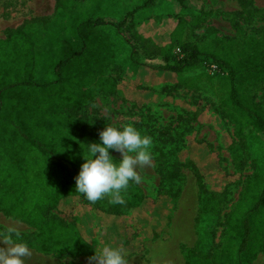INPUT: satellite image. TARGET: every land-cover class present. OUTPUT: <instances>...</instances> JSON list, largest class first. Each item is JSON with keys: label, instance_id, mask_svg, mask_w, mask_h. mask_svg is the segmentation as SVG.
<instances>
[{"label": "rangeland", "instance_id": "obj_1", "mask_svg": "<svg viewBox=\"0 0 264 264\" xmlns=\"http://www.w3.org/2000/svg\"><path fill=\"white\" fill-rule=\"evenodd\" d=\"M96 19L106 23L92 29L80 26ZM17 27H22L29 41L20 43L17 34L6 42L9 31ZM135 30L169 48L165 52L168 64L180 63L185 56L182 43L194 44L200 51L197 63L172 78L147 72L143 63L158 57L134 39ZM0 42L9 48L0 55V64L6 69L0 81L8 83L19 74L37 85L32 86L36 94L27 84L11 90V106L16 104L18 110L39 107L34 113L39 117L43 113L41 121L53 124L60 132H69L71 116L85 121L87 128L97 122L104 128L132 123L152 138V166L141 170L139 183L150 203L135 214L118 218L125 244L137 241L136 246L128 245L131 253L126 264H185L183 247L213 253L222 246L226 218L246 180L255 169L264 174V132L242 113L230 114L223 104L229 84L223 61L241 70L256 58L257 49L264 45V0H188L184 4L177 0H0ZM70 48L84 50V56L64 70L66 75L59 76L55 66ZM150 50L155 52L156 48ZM89 65L98 69L94 82L83 81ZM105 76L115 82L122 97L96 88ZM83 83H90L87 97L92 95V101L69 108V98L81 96ZM235 86L244 102L254 103L264 113V73L244 75ZM88 136L94 138L96 131H89ZM68 137L64 134L57 140L69 144ZM231 142L234 147L229 149ZM110 152L114 159H121L119 152ZM235 159L240 160V172L235 170ZM170 171L176 177L165 180ZM202 180L213 189L228 184L213 206L216 213L201 211L207 199L199 188ZM164 188H173L178 196L172 202L161 197ZM183 202L192 212L197 208L195 220L188 219L187 234H183V227L179 234L173 224L176 209ZM100 203L80 196L69 198L50 207L43 220L66 227L78 225L84 231L88 219L95 236L102 238L111 217L102 212ZM168 207L173 208L172 225H165L166 217H160ZM154 223L162 226L164 237L146 240ZM138 227L144 230L142 237ZM4 241L27 244L30 255L24 258L25 264H97L87 255L43 252L36 228L0 211V248L9 246ZM252 264H264V251Z\"/></svg>", "mask_w": 264, "mask_h": 264}, {"label": "trees", "instance_id": "obj_2", "mask_svg": "<svg viewBox=\"0 0 264 264\" xmlns=\"http://www.w3.org/2000/svg\"><path fill=\"white\" fill-rule=\"evenodd\" d=\"M177 1L184 4L188 0ZM105 23L102 19L86 20L80 26L92 29ZM133 26L137 28L138 24ZM21 30L22 27H17V29L9 31L6 42L17 34L21 37L20 43L22 40L29 41V37ZM133 37L136 41L141 42L146 50L158 57L143 63L147 72L152 70L157 76L165 74L166 78H172V75L181 74L185 68L194 66L198 61L200 51L192 43L181 44V51L185 56L180 58V63L168 64L165 53L166 50H169L168 47L158 46L138 30H135ZM83 42L86 44L85 39ZM7 46L0 45V55L9 51ZM152 48H156L155 52L150 50ZM84 53V50L77 52L67 49L56 64L55 73L59 76L66 75L65 72L74 62L81 59ZM212 58L218 60L215 56ZM223 63L229 72L228 95L223 104L228 107L230 114L242 113L246 119L264 132V113L259 111L254 103L244 102L240 97L239 87L235 86V82H242L244 75H262L264 73V45L257 49L253 62L241 70L225 61ZM97 70L89 65L84 72L87 78L83 81L94 82L92 77ZM5 71L6 69H3L0 64V78L4 77ZM20 76L18 74L8 83L0 81V211L6 216L36 228L42 242L41 249L45 253L61 255L73 253L91 257L95 255V251L100 252L107 246H113L119 248L126 258L131 253L127 250L128 245L136 246L137 241L125 244L124 234L121 232L123 225L120 226L118 218L124 214H135L138 210L148 207L150 202L143 194L139 184L130 182L127 190L122 193L125 201L122 205L110 203L111 198L108 196L97 201L101 202L102 212L111 217L105 225L102 238L95 236L93 226L88 219L84 222V231H81L78 225L66 227L53 221L43 220L44 213L50 207H56L61 201L65 202L69 198L84 197L83 194L75 190V177L84 162L83 155H88V143L99 141V133L104 128V124L97 122L91 128H87L85 121L69 116V132H60L58 127L53 124L41 121L45 117L43 113L40 117L34 113L33 109L39 107L31 106L18 110L15 108L16 104H12L15 105L14 107L8 103L12 97L11 90L18 85L27 84L30 87V92L36 94V89L32 86H37L25 79L26 75ZM70 78L71 74H69ZM88 84L90 83L81 85V96L71 100L69 98V108H80L92 101V95L87 97L89 94ZM96 88L105 93L122 97L119 87H116L115 82L107 76L96 85ZM5 95L8 96V99L5 98ZM25 109H28L27 112L21 114L20 111ZM89 122L93 123L94 121L90 120ZM92 130L96 131V136L89 138L88 132ZM64 134L69 136V144L57 140V138H63ZM233 147V142L227 146L229 149ZM239 161L235 159L236 172L241 170ZM174 177L176 174L170 171L165 176V180H172ZM227 187L228 184L225 183L220 189H213L207 180L200 181V191L207 196L206 201L202 203L201 211L216 213V208L213 206L221 200ZM173 190V188L162 189L161 197L168 198L172 202V199L178 196V192L173 193ZM234 205L225 221L222 246L213 253L195 252L183 247L185 264H252L257 254L264 251V174L254 170L250 178L246 180ZM172 211L173 208L168 207L164 212H161L160 217H166L165 225L171 223ZM157 214L158 212L154 215ZM158 224L151 225L152 229L147 234L146 240H155L163 236L162 226H156ZM137 230L139 231L140 228L138 227ZM143 231L140 230V237L143 236ZM86 233H88L87 237L84 236Z\"/></svg>", "mask_w": 264, "mask_h": 264}, {"label": "clouds", "instance_id": "obj_3", "mask_svg": "<svg viewBox=\"0 0 264 264\" xmlns=\"http://www.w3.org/2000/svg\"><path fill=\"white\" fill-rule=\"evenodd\" d=\"M152 147V138L132 123L106 125L99 133V141L88 143V155H83L84 162L75 177V190L93 204L105 196L114 205L124 204L122 193L130 182L141 183V170L152 166ZM110 150L119 152L121 159H114ZM3 243L9 246L0 248V264H25L24 258L30 255L26 243ZM90 259L97 264H126L121 250L113 246L95 251Z\"/></svg>", "mask_w": 264, "mask_h": 264}, {"label": "crops", "instance_id": "obj_4", "mask_svg": "<svg viewBox=\"0 0 264 264\" xmlns=\"http://www.w3.org/2000/svg\"><path fill=\"white\" fill-rule=\"evenodd\" d=\"M190 208L188 207V205H185L184 202L183 204H179L177 209H176V212L173 216V224L175 225V228L177 230V232L179 234H181V228L183 227V234H187L189 233V223L188 222V219L189 218H192V220L194 221L195 220V217L197 215V208H196V213L195 212H192L189 210ZM172 225V223H171ZM187 225V230H186V226ZM180 227V228H179ZM179 228V229H177ZM188 231V232H187Z\"/></svg>", "mask_w": 264, "mask_h": 264}]
</instances>
